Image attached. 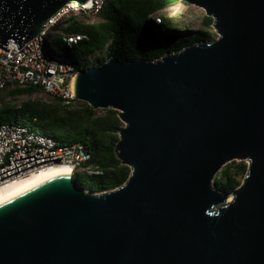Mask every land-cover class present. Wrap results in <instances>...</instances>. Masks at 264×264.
Masks as SVG:
<instances>
[{
    "label": "water",
    "instance_id": "1",
    "mask_svg": "<svg viewBox=\"0 0 264 264\" xmlns=\"http://www.w3.org/2000/svg\"><path fill=\"white\" fill-rule=\"evenodd\" d=\"M69 1L0 0V47ZM182 1L218 37L75 78L78 98L119 111L128 179L93 190L58 172L0 201V264H264V0ZM233 160L249 167L228 193L217 178Z\"/></svg>",
    "mask_w": 264,
    "mask_h": 264
},
{
    "label": "trees",
    "instance_id": "2",
    "mask_svg": "<svg viewBox=\"0 0 264 264\" xmlns=\"http://www.w3.org/2000/svg\"><path fill=\"white\" fill-rule=\"evenodd\" d=\"M180 0H114L103 11L102 20L88 24H73L69 32L88 35L75 49L78 53H92L106 48L105 56H97L91 65L104 63L110 56L122 61L138 59L155 60L167 52L182 49L188 44L211 37L206 28L213 26L214 18L204 15L203 27L192 29L183 21L164 16L155 23L150 14L176 4ZM63 41L62 39H58ZM39 86L13 87L6 93L0 90V123H23L38 132L55 137L63 144L77 141L85 143L92 154L90 162L103 168L101 174H83L86 189L110 190L122 185L130 176L131 167L122 163L115 147L120 139L119 130L124 125L114 108H94L83 101L76 108L60 102L51 104L41 100H25L19 105L3 101L5 97H17L40 90ZM246 160H233L223 166L218 175V188L232 192L248 171Z\"/></svg>",
    "mask_w": 264,
    "mask_h": 264
},
{
    "label": "built area",
    "instance_id": "3",
    "mask_svg": "<svg viewBox=\"0 0 264 264\" xmlns=\"http://www.w3.org/2000/svg\"><path fill=\"white\" fill-rule=\"evenodd\" d=\"M114 0H88L85 4L69 1L42 25L41 31L24 42L29 50L23 56L17 43L9 40L8 51L0 47V90L7 87L39 86L59 100L62 105L76 108L82 104L75 95V78L80 69L92 66L97 56H105L106 48L92 53H76L75 44L88 35L69 32L73 24H88L102 20V13ZM179 2H182L180 0ZM186 4V3H185ZM170 5L150 14L155 23H161ZM62 39L70 56L59 52L55 43ZM92 154L82 141L63 144L55 137L38 132L23 123H0V185L23 177L50 165L67 164L72 174H101L103 168L90 162Z\"/></svg>",
    "mask_w": 264,
    "mask_h": 264
},
{
    "label": "rangeland",
    "instance_id": "4",
    "mask_svg": "<svg viewBox=\"0 0 264 264\" xmlns=\"http://www.w3.org/2000/svg\"><path fill=\"white\" fill-rule=\"evenodd\" d=\"M185 3L186 2H184V3L177 2L176 4H174V7L168 8L165 11V13L172 15V17L175 19V22H177V21L186 22L190 25V27L192 29H195L197 31L203 27V18H204V15H206V11L204 8H201L199 6L189 4V3L185 4ZM110 7H111V5H109V8ZM206 29L211 34L210 35L211 37H209V39H207V40H212V39L218 37V32H217L216 28L214 27V25L211 28H206ZM55 45H56V48L58 49V51L62 52V54L64 56H68V57L70 56V53L66 50V46H65V43L63 41L57 42V43H55ZM74 51L76 53H78L76 49H74ZM11 88H13V87L12 86L7 87L5 90H3V93H6ZM29 99L41 100V101L48 102L51 104H55V103L60 102L56 98H53L50 95L45 94L41 89L38 91L32 92V93L23 94V95H20L17 97H5L3 99V101H8V102L12 101L11 103L19 105L22 101L29 100ZM99 109H100L98 111L99 114L104 112L102 110V108H99ZM75 176L78 179V181H80L84 185L88 186L83 181V173H78ZM230 196H232V195H230Z\"/></svg>",
    "mask_w": 264,
    "mask_h": 264
},
{
    "label": "bare ground",
    "instance_id": "5",
    "mask_svg": "<svg viewBox=\"0 0 264 264\" xmlns=\"http://www.w3.org/2000/svg\"><path fill=\"white\" fill-rule=\"evenodd\" d=\"M70 172L71 168L67 164L50 165L48 167L41 168L37 171H32L26 176L19 177L17 179L10 180L3 185H0V201L16 194L31 184L41 180L42 178L52 175L58 172ZM233 199V195L228 198V201Z\"/></svg>",
    "mask_w": 264,
    "mask_h": 264
}]
</instances>
